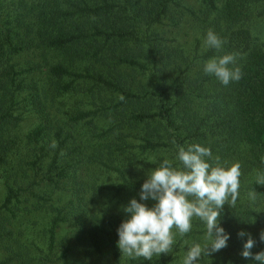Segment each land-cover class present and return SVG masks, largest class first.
I'll use <instances>...</instances> for the list:
<instances>
[{"label": "trees", "instance_id": "1", "mask_svg": "<svg viewBox=\"0 0 264 264\" xmlns=\"http://www.w3.org/2000/svg\"><path fill=\"white\" fill-rule=\"evenodd\" d=\"M184 1L123 0L124 4L119 8L121 13L130 12L132 26L136 22L134 28L137 29L138 23H142L147 27L148 33L145 32L143 40L139 36L135 37L140 48L139 52L136 53L131 49L122 58L117 55V50L123 45L127 34L125 26L121 24L125 18L118 14L120 20L118 22L115 18L117 14L113 15L116 3L120 5L122 0H38L37 8L30 9L26 0H0V58L3 56L9 58L34 48H39L36 58L41 56L46 58L51 51L65 55L63 62L50 63L48 59L41 65L30 60L27 63H32L34 67L23 72L15 70L18 64L5 65L3 61L0 62V124L17 123L23 119V114H31L39 123L28 134V141L38 144L46 140L52 120L40 88L34 80L27 82L28 77L16 78L24 73L37 74L43 65L47 67L51 76L59 80L70 79L69 82L60 85L64 92L70 91L75 81L83 79L93 80L102 88L106 87L122 93L124 99L121 105H124V112L130 113L129 121H134L136 126L138 122L146 124V134L142 138L145 143L141 146L143 149L155 150L167 146L166 143L159 141L163 138L159 125L165 122L174 126L176 119L180 118L184 122L183 128L186 131L194 130L197 134V142L190 144L198 143L210 147L211 150L219 148L222 156L233 159L236 161L235 164L240 165L239 195L244 184H248L246 192H257L255 204L248 208L241 206L234 213L226 210L227 217L221 223L226 233L230 234V238L227 247L222 249L224 257L221 264L227 261L232 264H258L252 259L242 257L241 251L247 237L241 239L238 233L244 230L257 241L252 249L253 253L264 251V243L259 240L260 225L264 222V185L256 184L253 179L258 173H264V50L261 47L253 48L255 42L253 33L250 28L244 26L246 19L253 13L264 17V0H197L208 6L209 16L216 15L208 27L223 41V44L219 50L207 48L200 56L194 55L192 59L183 58L184 63H180L174 60L173 52L163 46L160 39H152V34L149 32L161 25L162 21L173 13L174 8L181 6ZM218 3L221 5L219 6ZM33 12L36 14H32ZM92 42L102 44V48L96 53L99 56L97 63L110 67L113 59L109 55L113 53V58H118L121 63L141 68L144 74L145 71L150 70L151 79L154 81L150 96L141 97L136 94L134 91L136 87L130 84L119 70L115 75L111 71L112 68H109L108 75L105 76L102 71L91 69L96 68L94 64L80 69V62L76 61L78 57H82L78 55L79 47L81 44L93 47L90 44ZM197 44L198 49L201 47V41L197 40ZM143 50L149 52V55L142 53L141 56L150 59L151 67L135 60V56ZM234 53L241 54L235 65L240 67L243 73L242 79L238 82L233 81L225 86L214 75L205 74L203 68L196 69L199 65L198 59L206 62L213 57ZM186 87L194 91L204 90L211 98L209 102L211 115L202 122L213 119L216 123L211 127L212 129L223 128L216 141H209L208 132L199 131L196 123L200 116L194 110L197 104L189 98L188 92H185ZM21 95L23 97L18 99ZM175 95L182 97L174 101ZM184 99L187 105L181 104ZM16 111L21 113L15 115ZM92 114L95 113L81 112L75 120ZM155 120L159 123L156 127L152 125V121ZM207 125L209 126L208 122ZM58 130L57 137L61 135L62 128L59 127ZM218 131L212 130L211 134L214 136ZM186 142L187 139L180 143L183 145ZM50 144L51 142L47 143ZM61 144L59 143L50 165V170L55 171L58 177H61L70 162L82 163L85 160V158L79 160L75 156L73 159L64 160L60 155ZM0 148H4L3 156H6L5 146L2 143ZM1 153L2 151H0V159ZM73 153L75 154V151ZM38 161L33 164L36 165ZM86 161L105 165L109 170L120 175L121 183L104 186V189L115 194L139 191L145 182L128 179L119 167L109 166L100 160L96 153L89 155ZM6 187L4 207L8 208L13 199L17 198V192L8 182ZM58 222V218L54 219L49 230L51 250L54 247ZM83 235L84 232L80 231L78 239L87 243L89 249L80 259L82 264H105V262L118 264L120 250L117 246L119 236L116 223L108 222L106 227L103 226L101 229L94 227L88 236L85 234L84 238ZM162 264L170 263L163 261Z\"/></svg>", "mask_w": 264, "mask_h": 264}, {"label": "rangeland", "instance_id": "2", "mask_svg": "<svg viewBox=\"0 0 264 264\" xmlns=\"http://www.w3.org/2000/svg\"><path fill=\"white\" fill-rule=\"evenodd\" d=\"M26 1L29 9L37 8L38 0ZM122 4H124L123 0L120 5L116 3L113 15L117 14L115 18L118 22H120L119 15L125 18L121 24L125 26L127 34L123 45L117 50V55L124 58L131 49H134L136 53L140 51L135 37L139 36L143 40L145 32H148L147 27L142 23H138L137 29L134 28L136 22L132 26L131 13L123 14L119 9L123 6ZM218 5L220 6L221 3ZM173 13H170L162 24L156 26L149 34H152V39H160L162 45L173 52L174 60L184 63L183 58L192 59L194 55L200 56L205 52L207 48L204 46V40L210 29L208 26L216 15L209 16L208 6L197 0H185L181 6L174 8ZM244 26L250 28L253 33L255 40L253 48L261 47L264 50V17L253 13L246 19ZM197 40L201 41V47L198 49ZM90 44L93 47L86 44H81L79 47L78 55L82 57H78L76 61L80 62V69L85 66L91 67L94 64L96 68L91 69L102 71L105 76L108 75L109 68H112L111 71L115 75L119 70L128 82L137 88H134L136 94L141 97L150 96L154 85L150 70L145 71L144 74L141 68L121 63L118 58H113V53L109 55L113 59L110 67L97 63L99 56L96 53L102 48V44L101 42ZM38 52L39 48L25 50L20 54L10 56V59L8 56H3L0 62L3 61L5 65L18 64L15 70L23 72L34 67L32 63H27L30 60L42 65L48 59L50 63L63 62L65 57L59 54L61 52L51 51L46 58L42 56L36 58ZM142 53L149 55L147 50H143L135 56V60L151 67L150 59L141 56ZM197 62L199 65L196 69H202L205 62L199 59ZM23 77H28L27 82L34 80L39 86L42 97L47 103V112L52 124L46 140L38 144H33L27 139L28 134L39 123L35 116L23 114V119L17 123L0 124V143L5 146L7 153L3 156L4 148H0L2 151L0 159V264H82L80 259L89 247L87 243L78 239V233L83 231L85 238V234L88 236L94 227L101 229L103 226L106 227L108 222L116 223L118 229L120 224L128 218V214L123 211V206H126L132 198L139 200L141 191L115 194L104 189L106 185L121 183L120 175L109 170L105 165L88 162L86 158L96 153L97 157L109 166L119 167L128 179L145 181L148 178V172L157 168L164 159L172 160L174 167H180V162L176 160L179 148L187 149L191 145L190 142H197V134L194 130L186 131L183 128L184 122L180 118L176 119L174 126L167 125L165 122L159 125L155 120L152 121V125L154 127L159 125L163 136L159 141L166 143L167 146L146 150L141 147L145 143L142 138L146 134V124L138 122L136 126L134 121H129L130 113L124 112V105H121L124 99L122 93L106 87L102 88L93 80L83 79L75 81L71 90L64 92L60 85L69 82L70 79L59 80L51 76L44 65L37 74L36 72L24 73L16 78ZM58 82L60 83L57 84ZM185 92H188L189 98L197 104L194 110L200 116L196 123L199 131L208 132L209 141H214L219 137L220 132L222 133L223 128L212 129L211 127L216 123L213 119L202 122L211 115L212 109L209 107L211 98L204 90L194 91L186 87ZM22 97L23 95L18 99ZM181 97V95H175L173 100H179ZM186 102L184 99L181 104L187 105ZM81 112L95 114L75 120ZM20 113L21 111L14 112L15 115ZM59 127L62 128V132L57 137ZM212 130H219V133L215 132L213 136ZM186 139L187 142L182 145L180 142ZM48 142L51 144L47 145ZM59 143H62L60 155L64 160L73 159L74 156L79 160L85 158L82 163L70 162L61 177H58L55 171L50 170ZM207 148L211 150L210 147ZM211 152L212 159L208 162L213 166H216L215 158L217 157L220 166L223 167H230L236 163L235 160L222 156L219 148ZM205 159L208 160V158ZM35 161H38L36 165L33 164ZM7 182L17 192V198L13 199L8 208L4 207ZM247 185L244 184L234 208L228 204L224 206L220 217L221 227H223L221 221L227 217V209L229 213H234L241 206L248 208L255 204L248 198ZM141 202L149 207L156 203L151 199ZM56 218L59 222L54 247L51 250L49 230L52 221ZM260 228L261 231L264 230V222ZM172 231L174 244L171 253L162 254L159 257L153 256L152 260H144L122 256L120 251L118 264H162L163 261L170 264H183L184 256L191 245L205 243L206 228L197 218H193L192 229L184 236H181L175 228ZM223 257L224 251L221 250L211 257L203 255L197 264H221ZM105 264L109 263L105 262ZM225 264L232 263L227 261Z\"/></svg>", "mask_w": 264, "mask_h": 264}, {"label": "clouds", "instance_id": "3", "mask_svg": "<svg viewBox=\"0 0 264 264\" xmlns=\"http://www.w3.org/2000/svg\"><path fill=\"white\" fill-rule=\"evenodd\" d=\"M223 41L212 31L207 32L204 46L208 49H221ZM240 53L213 57L204 64L203 71L214 75L223 85L242 79L241 68L236 65ZM205 158H208L206 160ZM212 152L200 144H191L185 149L180 147L176 160L180 167H174L173 161L164 159L159 166L150 170L142 184L139 200L132 198L123 206L128 214L117 229V246L122 256L132 259L152 260L172 252L174 244L173 229L184 236L192 229L193 218L199 219L205 226V243L191 245L183 259V264H197L203 256L211 257L227 247L230 234L220 226L221 212L226 204L234 208L239 197L240 165L223 167L216 159V166L209 160ZM256 184L264 185V173L255 177ZM248 198L255 203L257 192L249 191ZM191 198V199H190ZM155 201L149 207L141 201ZM243 239L241 255L264 264V251L253 253L257 241L244 230L238 233ZM264 243V230L259 234Z\"/></svg>", "mask_w": 264, "mask_h": 264}]
</instances>
